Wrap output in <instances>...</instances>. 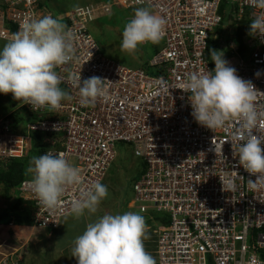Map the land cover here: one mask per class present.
Here are the masks:
<instances>
[{"label":"built area","instance_id":"built-area-1","mask_svg":"<svg viewBox=\"0 0 264 264\" xmlns=\"http://www.w3.org/2000/svg\"><path fill=\"white\" fill-rule=\"evenodd\" d=\"M114 5L147 7L166 19L160 48L140 68L103 57L89 31L96 15ZM262 13L248 0H112L66 12L63 24L73 34L76 58L56 71L72 99L62 101L59 109L38 110L18 101L26 111L24 118L10 114L0 119V168L30 155L32 136L38 134L47 145L44 154H63L85 177L84 184L69 186L51 210L40 203L31 179H23L17 194L31 203L32 225L56 228L69 214L71 200L102 182L117 143H126L144 170L132 183L129 206L151 222L148 241L156 264H264V181L251 188L249 181L256 176L233 156L231 134L238 122L215 131L198 124L191 115V94L176 89L192 73L214 71L208 57L214 41L229 66L256 86L257 110L264 115V35L249 34V24ZM47 15L51 11L40 0H0V39H13L25 18ZM79 75L81 80L104 79L114 99L82 106L73 83ZM28 115L39 117L32 122ZM254 131L264 137V119ZM213 143L223 145L222 151L215 153ZM229 182L236 185L234 191L224 190ZM0 264L27 263L12 248L0 251Z\"/></svg>","mask_w":264,"mask_h":264},{"label":"clouds","instance_id":"clouds-1","mask_svg":"<svg viewBox=\"0 0 264 264\" xmlns=\"http://www.w3.org/2000/svg\"><path fill=\"white\" fill-rule=\"evenodd\" d=\"M248 2L251 7L264 10V0ZM165 25L164 17L147 7L137 8L122 32L121 49L133 53L140 45L158 43L165 34ZM249 27L250 35H264V13L257 15ZM72 40V32L58 18L51 15L25 18L17 35L0 48V93H12L14 99L31 105L34 110L59 109L62 101L72 99L70 93L60 87L63 78L56 71L75 60ZM210 55L215 63L214 71L192 73L177 84L176 89L191 94V115L198 124L215 131L227 128L231 121L238 122L239 126L231 134L235 145L233 156L238 157L239 165L249 174L256 176V180L249 181L250 187L255 189L257 181H264V137L254 131L264 119L257 110V88L229 66L223 52L211 50ZM255 75L260 77L262 73L257 71ZM103 81L98 76L83 80L81 75L74 77L82 106H94L98 99H114ZM213 145L215 153L222 151L223 145ZM27 172L31 178L25 179H31L35 195L50 210L61 203L69 186L85 183L82 170L67 161L63 154L34 156ZM102 182L93 183L79 197L73 198L69 215L79 218L86 211L96 213L108 195V188ZM223 188L234 191L236 185L229 182L227 188L224 185ZM25 202L29 203L30 219L31 203ZM147 238L146 220L140 213L105 214L87 224L85 231L75 238L72 256L77 258L78 264H156L155 258L146 251Z\"/></svg>","mask_w":264,"mask_h":264},{"label":"crops","instance_id":"crops-1","mask_svg":"<svg viewBox=\"0 0 264 264\" xmlns=\"http://www.w3.org/2000/svg\"><path fill=\"white\" fill-rule=\"evenodd\" d=\"M73 1L75 4L76 0ZM95 1L98 2V0H90V2ZM54 6L55 8H53L59 12L56 4ZM51 7L52 4L49 5V8ZM71 9L73 8L65 10L64 14ZM57 12H51V16L58 18L61 23H64V16ZM98 17L99 16L96 15L94 21H96ZM8 41L9 40L0 39L1 48H3ZM151 44L153 45V43ZM148 58L149 57L143 58L142 64H145ZM60 87L62 86L60 85ZM18 104V100L13 98L12 93H0V119L21 109ZM23 111H25V109H23ZM140 166L143 168L142 162ZM27 178H31L28 172ZM5 187V185L0 184V214H5L10 205L20 198L17 194L16 186H14L12 190H6ZM115 191L114 189L113 195L115 200L114 198L109 199L108 195L101 201L96 213L92 214L86 211L85 214L79 218L68 214L62 218L59 225L54 229L34 227L29 224L27 222V209L29 203L25 202L20 205L18 204L17 208L13 210L12 215L18 214L22 216L24 219L23 223H16L14 218H12L10 222H0V251H9L14 248L23 254L27 264H78L77 258L72 256V249L74 247L73 242L77 236L85 231L87 224L94 222L105 214L123 213V210H120L118 202L120 192L118 189L117 192ZM129 203L128 201L126 205L127 208L129 207ZM116 206H118V210L115 208ZM114 208L115 210H113ZM157 220H159V218Z\"/></svg>","mask_w":264,"mask_h":264},{"label":"rangeland","instance_id":"rangeland-1","mask_svg":"<svg viewBox=\"0 0 264 264\" xmlns=\"http://www.w3.org/2000/svg\"><path fill=\"white\" fill-rule=\"evenodd\" d=\"M40 2L46 8H49V5L52 4V7L49 9L54 13L57 12V10L54 9V5L56 4L59 11L57 13L64 15L65 10L75 8L77 7L76 5H82L84 3L88 4V2L90 3V0H76L75 4L73 0H40ZM137 8L141 7H112L110 12L100 13L98 19L92 22L89 26V31L97 42L102 56L108 59H113L132 69L140 68L143 65L142 59L150 57L154 53L155 48L157 50L160 48V42L153 45L148 42L145 43L146 45H140L133 53H128L121 49L122 32L126 23L133 17ZM31 121L35 122L36 119H32ZM116 152V157L114 158L108 173H106L107 175H105L106 177L102 184L106 185L108 188L109 199L114 198L115 200L113 195L114 189L116 190L115 192H117V189L119 190L118 202L120 210H123V213L128 211L139 213L136 206H129L127 208L126 205L128 201L130 202L131 197L133 196L132 183L138 179L144 171L140 166L141 158L136 157L133 154L132 145L126 143H117ZM31 155L38 156L34 153H31L30 156ZM5 170H7V168L2 169L1 171L4 172ZM0 184L4 185V181L0 180ZM13 187L14 186H9L7 188H9L8 190H12ZM115 208L118 210V206ZM115 208L113 210H115ZM143 216L146 220V224L149 225L151 223L150 220H148L147 216ZM149 233L150 232L147 231L148 238L144 241V244L146 251L152 255L150 252V243L148 241L150 240Z\"/></svg>","mask_w":264,"mask_h":264},{"label":"trees","instance_id":"trees-1","mask_svg":"<svg viewBox=\"0 0 264 264\" xmlns=\"http://www.w3.org/2000/svg\"><path fill=\"white\" fill-rule=\"evenodd\" d=\"M106 1V0H104ZM226 2H223L221 7H220V12L223 13V11L225 10L226 6H225ZM242 29V28H241ZM240 29V32H241ZM239 32V35L237 37V43H238V47L239 49H242L243 47V43H242V39H241V33ZM218 45L216 44V42L212 41L209 44V52H208V57L209 60L211 62V64L215 65L214 61L211 60V50H216L217 51ZM26 115L25 111H23V109H19L17 112H14V116L16 118H18L19 120L23 119L24 116ZM29 119H37L39 116L38 115H28ZM32 145H33V149L31 153H34L35 155H42L44 154V151L46 149V144L44 142H42V136L35 134L32 136ZM32 157L34 156H26L20 159H15L13 160L7 167V170H5L4 172L1 171L3 168H0V180L4 181V185L7 187L9 186H18L19 183L25 179L27 177V169L29 167V163L32 159ZM5 188V189H6ZM9 188H7L6 190H8ZM25 203V200L18 198L16 202H13L9 209H7V212L5 214H0V222H10L12 218H14L16 223H23V217L19 216L18 214L12 215V212L15 208H17L18 204H22ZM28 210V209H27ZM28 213V211H27ZM26 221V220H25ZM27 222L29 224L30 223V219L27 215ZM261 257L264 260V249L261 250Z\"/></svg>","mask_w":264,"mask_h":264}]
</instances>
